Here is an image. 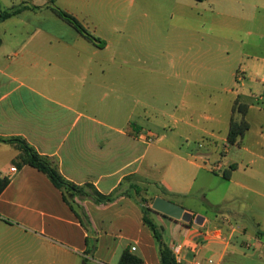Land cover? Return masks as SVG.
<instances>
[{"label": "crops", "instance_id": "0c3cea01", "mask_svg": "<svg viewBox=\"0 0 264 264\" xmlns=\"http://www.w3.org/2000/svg\"><path fill=\"white\" fill-rule=\"evenodd\" d=\"M63 1L0 0L1 10L39 7L0 23V138L24 140L68 181L118 197H75L73 210L0 142V176L10 180L0 194V264H119L125 251L162 264L141 206L159 197L204 218L152 214L172 252L181 245L185 259L226 264L253 248L264 260V0H168L171 12L155 4L170 12L166 22L143 20V7L134 20L124 5L65 2L99 43L54 13ZM206 4L211 21L193 19V5ZM197 28L209 38L192 36ZM233 121L244 128L230 142ZM152 186L164 194L149 195ZM233 201L231 216L221 207Z\"/></svg>", "mask_w": 264, "mask_h": 264}, {"label": "trees", "instance_id": "16d2710c", "mask_svg": "<svg viewBox=\"0 0 264 264\" xmlns=\"http://www.w3.org/2000/svg\"><path fill=\"white\" fill-rule=\"evenodd\" d=\"M56 15L62 18L65 22L71 25L77 32L83 35L85 38L89 39L92 42L99 43V39L91 35L84 26L79 22V20L71 15L70 13L56 8L51 7ZM27 9L37 10L39 7L36 6H27L21 5L17 7H13L9 10H1L0 9V23L21 14L23 11ZM2 40L0 38V45ZM243 128L241 124L233 121L231 125V131L229 135L230 142H235V140L243 133ZM0 142H5L9 144L15 145L21 152V162L22 165L32 166L39 171L43 172L48 176L51 182L57 187L59 190L63 192L64 200L73 208L72 200L75 197L80 198H89L96 204H109L114 202L117 199V195H103L99 193L93 185L85 184L83 186H78L70 181H68L63 175L59 172V170L52 164V162L45 156L39 154L33 147H31L26 141L21 139H11L4 140L0 138ZM228 177V176H226ZM10 180L6 177L0 176V194L5 190V188L9 185ZM138 189V188H137ZM139 189L137 192L139 193ZM154 202V200H152ZM143 211V220L145 225L153 232L155 239L159 244V253L162 264H176L175 256L171 249L162 241L161 231L159 230L158 225L155 223L153 219L149 217V214H158L149 205H141ZM76 213V212H75ZM80 218L83 224L87 225L84 218L76 213ZM166 217V216H165ZM119 264H143V260L138 256L130 253L129 251H125L120 259Z\"/></svg>", "mask_w": 264, "mask_h": 264}, {"label": "rangeland", "instance_id": "374dc122", "mask_svg": "<svg viewBox=\"0 0 264 264\" xmlns=\"http://www.w3.org/2000/svg\"><path fill=\"white\" fill-rule=\"evenodd\" d=\"M101 3L105 4V5H110V6H115L118 7L120 5H124L127 7L128 11H133L134 15L133 18L134 20L136 19L137 15L142 13L144 11V13H147L149 16L146 17H142L143 20H153L155 19L154 16H157L159 20L161 21H168L169 20V16H170V12L172 11L171 9V4L168 3V0H100ZM65 2H67L66 4L69 5L70 7L73 8H78L80 7V3L79 0H65L59 4H55L56 6L60 7V9H63L62 7L64 6ZM158 2V3H156ZM155 4H159L160 6L162 5H166V7H168V12L165 8H161L159 6L155 7ZM137 7H143V11H139L138 13H136V9ZM153 7V8H152ZM210 5L206 4L200 8H197L195 5H193L192 9L189 10L190 15L193 17V19H199V17L201 16V21H205V22H210L212 19V15L210 13V9H209ZM64 10V9H63ZM147 10V12H146ZM153 16V17H152ZM140 19V18H138ZM222 21V19L220 20ZM200 29H193L192 30V36L194 35L195 38H202V37H207L204 32H202ZM91 33L92 35H95L93 32V29L91 28ZM198 31V32H197ZM222 30L218 31V35L220 37H222ZM225 35V34H224ZM209 38V37H207ZM221 39V38H220ZM222 45V51L221 52H225L227 49H231L230 45H227L226 43L221 44ZM195 51V50H194ZM193 51V52H194ZM226 54V53H224ZM161 193L164 194L162 188H156L155 186H152L149 189V195H152L154 193ZM210 198L211 199H216L217 196L214 194H210ZM193 199V204L197 205V206H201V202L203 201L205 204L201 207L204 213H211L214 214L215 210L211 207H209L208 205H206V202L204 200H199L197 198H192ZM231 206L226 205L221 207L224 212L228 215L234 216V213L236 211V209H234L235 206L240 205L237 201H233L231 202ZM152 206V204H151ZM150 218H153L152 214H149ZM159 230L161 231L160 233L164 236V239L167 241L170 237V231L167 230V232H162V229L159 228ZM242 254L241 256H236L234 258H231L230 260H228L226 262V264H264V260H259V259H254L252 257V255L255 254V250L253 248H242Z\"/></svg>", "mask_w": 264, "mask_h": 264}, {"label": "water", "instance_id": "95a60500", "mask_svg": "<svg viewBox=\"0 0 264 264\" xmlns=\"http://www.w3.org/2000/svg\"><path fill=\"white\" fill-rule=\"evenodd\" d=\"M152 210L166 217L185 223L194 221L198 225H202L204 218L200 215H194L186 211L183 207L163 198H156L151 206Z\"/></svg>", "mask_w": 264, "mask_h": 264}, {"label": "built area", "instance_id": "2783aa9c", "mask_svg": "<svg viewBox=\"0 0 264 264\" xmlns=\"http://www.w3.org/2000/svg\"><path fill=\"white\" fill-rule=\"evenodd\" d=\"M152 140L149 139L148 142H151ZM13 172H16V168H12ZM182 246L178 245L176 247L173 248V254L175 256V260H176V264H204L203 261H201L200 259H198L195 255L193 258L191 259H185L182 256ZM132 250L134 251L135 248H132ZM208 264H214V261L212 259L207 260Z\"/></svg>", "mask_w": 264, "mask_h": 264}]
</instances>
